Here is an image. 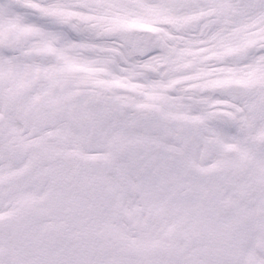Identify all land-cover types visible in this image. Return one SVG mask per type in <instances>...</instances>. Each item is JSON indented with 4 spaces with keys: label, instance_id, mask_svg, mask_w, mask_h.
Returning <instances> with one entry per match:
<instances>
[{
    "label": "snow or ice",
    "instance_id": "obj_1",
    "mask_svg": "<svg viewBox=\"0 0 264 264\" xmlns=\"http://www.w3.org/2000/svg\"><path fill=\"white\" fill-rule=\"evenodd\" d=\"M0 264H264V0H0Z\"/></svg>",
    "mask_w": 264,
    "mask_h": 264
}]
</instances>
